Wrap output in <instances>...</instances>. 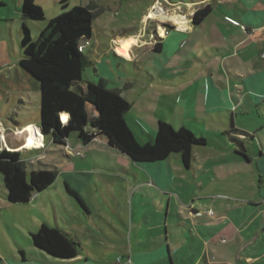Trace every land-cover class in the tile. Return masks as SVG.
<instances>
[{"label": "crops", "instance_id": "0c3cea01", "mask_svg": "<svg viewBox=\"0 0 264 264\" xmlns=\"http://www.w3.org/2000/svg\"><path fill=\"white\" fill-rule=\"evenodd\" d=\"M164 2L180 7L183 4L187 11H193L190 18H181L184 25L170 26L171 30L162 38L163 48L165 44H185L186 35L191 33L200 34L198 39L213 47L229 44L228 48H223L224 54L214 57L216 62L219 58L225 60V68L222 70L221 66H216L214 72L210 71L204 94L205 111L213 121L210 126L216 136L206 138L205 145L193 147V157L188 167L177 153L162 161L139 163L114 148L125 155L123 158L127 164L130 159L132 163L129 164H135L140 170L137 168V171L131 172L122 168L125 173L123 179L128 186L118 190L120 199L115 200V204H107V190L99 188L105 203L101 219L109 231L97 222L81 191L70 183L83 181L71 168L73 171L67 172L70 182L66 181L65 184L68 189L77 191L76 194L69 193L84 213L83 228L89 241L75 228L59 226L58 221L52 225L43 219V222L75 237L81 243L79 254L71 259L61 258L31 242L30 247L20 252L23 263L19 264H264V0ZM207 4L212 6L211 13L201 24H194L193 14ZM0 6H8V2L0 1ZM21 6H18L20 20L26 25L30 19L22 18ZM98 6L102 14L111 4ZM57 7L63 10L61 2L57 3ZM21 33L22 30L20 38ZM142 34L143 30L133 29L122 36L112 37V57L117 62L128 63L135 59V48L140 46L152 50ZM93 36L89 39L91 44H87L83 51L91 62L85 68L83 78L90 82L91 71L95 76H100L96 66L99 62L86 54L87 48L93 45ZM177 36L179 39H176ZM129 38L137 41L130 48L129 56H126L118 49ZM91 53L97 55L96 52ZM233 73L241 80L240 85L233 84L229 79ZM138 76L148 77L152 82H166L146 72ZM99 79L117 91L115 87H110L107 79ZM160 119L168 121L166 116L159 114L158 121ZM32 126L36 124H22L14 140L8 138L0 142V150L21 151L25 160L32 157L37 150H17L29 147L26 145L31 135L28 127ZM233 129L237 130L235 134H227ZM150 132L153 142L157 133L153 136ZM72 136L76 139L74 148L77 151L85 150L86 154L113 148L103 136L87 144L76 134H71L68 140ZM39 139L41 141L42 137ZM43 139L45 142L48 137L44 136ZM49 143L53 142L50 140ZM75 156L80 155L76 153ZM86 157L84 153L81 156L82 159ZM66 158L71 159L72 156L66 155ZM66 167L70 168L71 164ZM51 185L35 193L29 202L16 204L33 203ZM61 199L64 197L61 196ZM209 211H213V214ZM96 231L104 233L105 237H99Z\"/></svg>", "mask_w": 264, "mask_h": 264}, {"label": "rangeland", "instance_id": "374dc122", "mask_svg": "<svg viewBox=\"0 0 264 264\" xmlns=\"http://www.w3.org/2000/svg\"><path fill=\"white\" fill-rule=\"evenodd\" d=\"M5 1L8 2V6H0V142L8 138L14 140L15 135L20 133L17 130L22 124L31 122L33 125H40L41 106L39 81L29 74L26 75L20 65L23 53L19 34L23 24L18 6L22 4V0ZM90 1L70 0L69 8L76 5L85 6ZM94 1L98 5L111 4V7H106L107 10L93 24V45L87 48L86 54L99 62L96 66L100 76H95L91 71V80L101 85L99 78L107 79L110 87H115L131 103L132 109L125 116V120L138 143L144 145L149 141L152 142L150 131L153 136L157 133L159 114L166 116L175 129L185 125L198 137L216 136L210 126L213 125V121L205 111L204 94L210 71L214 72L216 66H221L222 70L225 68V60L219 58L216 62L214 57L216 54H224L223 48H228L229 44L213 47L198 39L200 34L191 33L186 35L187 44H177V46L173 45L175 43L165 44L164 48L162 46L160 51H156L157 45L162 43V38L171 28L170 26L177 24L173 18H190L193 9L187 11L182 7L183 4L180 7L164 0ZM59 2L62 0H37V4L44 8L46 18L40 21H26L33 39L38 38L50 19L63 12L57 9ZM147 6L149 8L145 9ZM152 13L156 18L150 17ZM134 26L137 27L124 30ZM133 29L143 30L142 37L151 44L152 50L139 46L133 51L134 54L136 53L133 61L117 62L112 57L114 49L112 37L122 36ZM162 30L164 34L161 33ZM176 39L179 37L177 36ZM91 51L96 52L97 55L92 54ZM145 72L155 79L166 80L168 83L152 82L148 77L138 76ZM229 79L233 84H241L235 73L229 76ZM239 119L242 120L241 117ZM49 141L48 138L45 142L38 141L40 143L38 147L17 149L37 150L26 160L28 175L33 170L45 168L57 171V180L33 203L27 205L10 203L3 175L0 172V264L23 263L20 252L30 247L31 230H39L43 219L52 225L58 221L59 226L75 228L87 242L89 241L83 228L84 213L81 207L77 206L72 195L77 191L68 189L65 184L70 180L67 177L68 171L74 169L76 176L83 180L82 183L77 180H74V183L69 182L81 191L97 222L102 228L107 229V225L104 226L101 219V216H104L105 203L99 188L104 187L107 190V197L105 196L107 204L112 202L115 204L120 199L118 190L128 186L123 179L125 173L122 168L131 172L137 171V168L140 170L135 164H129L132 161L128 158L127 164L123 158L125 155L114 148L86 154L85 150L77 151L74 148L76 144L74 136L68 140L67 148L50 144ZM76 153L80 156H75ZM83 153L87 157L82 159ZM66 155H71L72 158L67 159ZM68 164H71L70 168L66 167ZM132 178L134 179V175ZM61 196L64 199H61ZM53 203L56 204L53 206ZM96 234L105 237L100 231H96Z\"/></svg>", "mask_w": 264, "mask_h": 264}, {"label": "trees", "instance_id": "16d2710c", "mask_svg": "<svg viewBox=\"0 0 264 264\" xmlns=\"http://www.w3.org/2000/svg\"><path fill=\"white\" fill-rule=\"evenodd\" d=\"M69 2L62 0L63 12L50 19L38 38H32L26 25L21 33L23 58L20 65L40 84L43 135L54 144L64 146L71 134H76L85 144L103 136L110 146L135 162L162 161L177 153L184 165L190 166L193 147L205 145L206 138L196 136L185 126L175 129L170 122L160 119L155 140L141 145L125 120L131 103L104 81L97 85L83 78L91 62L79 50V44L92 38L93 22L102 10L93 1L72 8ZM211 11L210 4L198 8L192 16L193 23L201 24ZM21 13L24 19L46 18L37 0H23ZM161 48L162 43H159L156 51ZM236 132L233 129L227 134L232 136ZM0 172L11 203L29 202L35 193L45 190L57 178L56 170L46 168L33 170L28 175L22 152L6 148L0 150ZM31 240L50 254L67 259L75 258L81 248L75 237L47 222L32 232Z\"/></svg>", "mask_w": 264, "mask_h": 264}, {"label": "bare ground", "instance_id": "6f19581e", "mask_svg": "<svg viewBox=\"0 0 264 264\" xmlns=\"http://www.w3.org/2000/svg\"><path fill=\"white\" fill-rule=\"evenodd\" d=\"M151 18H156L155 14L152 13L150 15ZM173 18V17H172ZM174 21H175V24L177 23L178 25H184V22L180 19V18H173ZM161 33L163 34V30L161 31ZM135 42V38H129L127 39L123 45L118 49L121 53H123L124 55L126 56H129V51H130V48L132 47V45L134 44ZM28 131L30 132V136H29V139H28V143L26 145H28L29 147H38L40 146V143L38 142V140L36 141L34 138H35V127L32 126V127H28ZM34 136V137H33ZM41 139V138H40ZM39 139V140H40ZM27 141V140H26Z\"/></svg>", "mask_w": 264, "mask_h": 264}, {"label": "built area", "instance_id": "2783aa9c", "mask_svg": "<svg viewBox=\"0 0 264 264\" xmlns=\"http://www.w3.org/2000/svg\"><path fill=\"white\" fill-rule=\"evenodd\" d=\"M89 43V40H84L82 43H80L79 44V50L81 51V52H83L84 51V49H85V47H86V45ZM37 134V135H36ZM36 134H35V140H38V141H40L39 140V137H42V140H41V142H44L43 141V136H42V133L40 132V131H36ZM68 147V144L66 145V148ZM78 154H80V153H78ZM209 213L212 215L213 214V211H209Z\"/></svg>", "mask_w": 264, "mask_h": 264}, {"label": "water", "instance_id": "95a60500", "mask_svg": "<svg viewBox=\"0 0 264 264\" xmlns=\"http://www.w3.org/2000/svg\"><path fill=\"white\" fill-rule=\"evenodd\" d=\"M41 130V127L40 126H35V134H36V131H40ZM37 135V134H36Z\"/></svg>", "mask_w": 264, "mask_h": 264}, {"label": "clouds", "instance_id": "9594fccd", "mask_svg": "<svg viewBox=\"0 0 264 264\" xmlns=\"http://www.w3.org/2000/svg\"><path fill=\"white\" fill-rule=\"evenodd\" d=\"M42 136H43V134H42ZM44 137V136H43ZM44 140V139H43Z\"/></svg>", "mask_w": 264, "mask_h": 264}]
</instances>
